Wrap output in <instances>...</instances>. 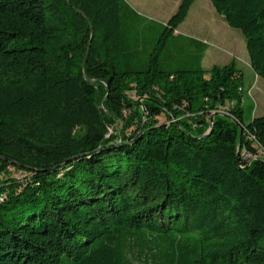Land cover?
Returning <instances> with one entry per match:
<instances>
[{"label": "trees", "instance_id": "16d2710c", "mask_svg": "<svg viewBox=\"0 0 264 264\" xmlns=\"http://www.w3.org/2000/svg\"><path fill=\"white\" fill-rule=\"evenodd\" d=\"M194 1L148 50L125 0H0V264H264L242 71L160 63ZM210 2L264 80V0Z\"/></svg>", "mask_w": 264, "mask_h": 264}, {"label": "rangeland", "instance_id": "374dc122", "mask_svg": "<svg viewBox=\"0 0 264 264\" xmlns=\"http://www.w3.org/2000/svg\"><path fill=\"white\" fill-rule=\"evenodd\" d=\"M126 1L135 8L138 14L136 21L145 26L140 30L145 48L152 49L162 32L163 25L175 13L180 0ZM188 37L196 38L204 49H208L203 59L204 69L208 70L213 65L222 66L233 62L236 68L242 71L243 85L240 92H242L241 106L244 123L249 122L252 114L264 111V80L255 77L251 69L245 39L238 29L227 25L223 17L215 11L210 0H195L186 19L177 27L173 35L169 36L160 59L164 68L190 67L189 62L193 60L199 48L197 43ZM229 104L230 102H227L220 106L217 112L226 113L225 108ZM213 115L216 114L213 113ZM157 120L161 123L167 119L164 114H161ZM210 132L211 129L208 128L206 133ZM9 171L7 177L24 179L25 173L12 168H9Z\"/></svg>", "mask_w": 264, "mask_h": 264}, {"label": "crops", "instance_id": "0c3cea01", "mask_svg": "<svg viewBox=\"0 0 264 264\" xmlns=\"http://www.w3.org/2000/svg\"><path fill=\"white\" fill-rule=\"evenodd\" d=\"M126 1V0H125ZM127 2V1H126ZM128 3V2H127ZM129 4V3H128ZM131 7H133L131 4H129ZM177 5H178V3H177ZM135 9V8H134ZM188 38H192V39H196V38H194V37H188ZM197 40V39H196ZM232 40V39H231ZM205 41V40H204ZM207 50L208 49H206L205 50V52H207ZM205 52L203 53V57H202V60H201V65L203 64V59H204V56H205ZM202 67H203V65H202ZM253 71V70H252ZM254 73V72H253ZM243 74V73H242ZM254 75H255V73H254ZM255 77H257L256 75H255ZM258 78V77H257ZM258 90V89H257ZM264 110V109H263ZM264 114V111H261L260 113H254V114H252L250 117H254V116H257V115H263Z\"/></svg>", "mask_w": 264, "mask_h": 264}, {"label": "water", "instance_id": "95a60500", "mask_svg": "<svg viewBox=\"0 0 264 264\" xmlns=\"http://www.w3.org/2000/svg\"><path fill=\"white\" fill-rule=\"evenodd\" d=\"M215 114L216 115H222V116H225V117L228 116L227 113H224V112H215ZM213 117H214V115H212L211 118H210V129H211V125H212V122H213ZM207 134L208 133L204 134L202 137L207 136Z\"/></svg>", "mask_w": 264, "mask_h": 264}, {"label": "built area", "instance_id": "2783aa9c", "mask_svg": "<svg viewBox=\"0 0 264 264\" xmlns=\"http://www.w3.org/2000/svg\"><path fill=\"white\" fill-rule=\"evenodd\" d=\"M241 156L244 160H251L253 158H255L256 156H251L249 153H247L246 151H243L241 153Z\"/></svg>", "mask_w": 264, "mask_h": 264}]
</instances>
